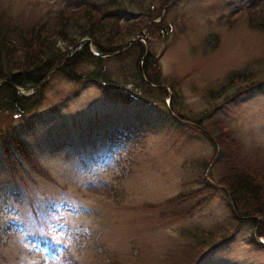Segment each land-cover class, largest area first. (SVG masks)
Listing matches in <instances>:
<instances>
[{"label": "rangeland", "instance_id": "rangeland-1", "mask_svg": "<svg viewBox=\"0 0 264 264\" xmlns=\"http://www.w3.org/2000/svg\"><path fill=\"white\" fill-rule=\"evenodd\" d=\"M65 1L0 4L26 20ZM130 1L136 12L153 15L159 8L154 21L169 26L163 37L155 31L148 35L150 29L140 34H145L141 40L158 58L163 76L176 78L175 108L212 132L218 129L216 118L227 122L247 155L254 145L264 147V83L239 93L234 102L227 97L236 87L214 95L236 72L254 73L253 83L264 81V31L249 24L244 10L251 0H172L163 5L162 0ZM47 81L33 113L35 123L22 136L57 183L36 174L33 181L22 172L26 185L14 181L0 159V264H264V248L247 241L255 234L253 220L247 219L225 245L200 254L236 224L227 192L218 182L223 169L214 165L215 159L205 168L210 172L206 178L221 187L201 208L162 216L159 209L142 206L195 187L185 184L194 178L192 158L209 160L214 150L205 135L192 126L172 131L148 119L134 120L139 105L108 101L94 84L80 86L59 76ZM171 100L165 97L166 103ZM210 111L208 119L199 120ZM123 118L141 125L135 141L122 131L102 151L100 161L93 159L90 165L95 155L87 149L81 153L84 162L71 164L70 158L76 157L65 154L70 144L98 137L106 125ZM250 159L255 160L253 153Z\"/></svg>", "mask_w": 264, "mask_h": 264}, {"label": "trees", "instance_id": "trees-1", "mask_svg": "<svg viewBox=\"0 0 264 264\" xmlns=\"http://www.w3.org/2000/svg\"><path fill=\"white\" fill-rule=\"evenodd\" d=\"M171 1L162 0L161 5ZM131 4L130 0H66L62 6L45 15L26 20L10 14L8 8L0 4V159L3 169L14 181L19 180L24 185L26 182L22 179L21 172L33 181L35 178L31 176L36 174L37 178L57 183L50 177L49 170L42 167V161L35 157L22 136L35 123L33 113L43 100V91L48 86V81L31 97L21 96L18 92H28L36 87L44 80L47 71L70 53L77 42L87 38L91 43L87 41L72 56L64 59L51 73V78L59 76L80 86L94 84L108 101L139 105L134 120L142 122L143 119H148L154 124H165L172 131L179 126H192L191 129L199 130L214 144L209 160L203 157L192 158L194 178L186 180L185 184L192 182L195 187L181 190L159 202L143 203L142 206L159 209L158 213L162 216L185 215L201 208L213 197L217 186L221 187L206 178L210 172L206 174L208 170L205 168L215 159L214 165L219 163L223 169L218 182L227 192L229 210L236 224L230 228L228 235H223L217 243L200 251V254L204 251V254L209 255L217 246L225 245L238 232L245 219L253 220L255 230V234L251 233L247 239L248 243L264 248V242L256 238L264 239V147L254 145L247 155L242 142L232 135L227 122L216 118L214 123L218 129L212 132L204 128L201 122L191 121L185 113L175 108L179 95L175 88L176 78L163 76L158 58L151 49L145 48V43L140 38L114 56L102 57L95 54L98 51L114 52L143 30L150 29L148 35L153 31L158 33L157 36L167 34L169 26H162L160 19L154 21L159 17V8L156 14L150 15L149 11L136 12L130 7ZM244 10L248 13L249 24L263 32L264 0H251ZM147 22L149 23L145 25ZM254 79L255 74L252 72H236L228 76L214 95L225 94L236 87L235 92L227 97L228 101L234 102L239 93L258 88L264 83H253ZM166 96L172 99L171 103H166ZM211 114L212 111L205 113L199 120L208 119ZM125 118L106 125L97 133L98 137L92 135L88 140L82 139L70 144L71 149L66 150L65 154L76 157L70 158L71 164L84 162L81 153L87 149L95 155L90 158V165L93 164V159L100 161L102 151L122 131L127 138L134 137L135 141L138 138L136 135L142 131L141 125ZM86 143L90 146L87 147ZM54 146L56 149L61 148L59 143ZM252 153L255 160L250 159ZM225 228L227 226H224L223 231H226ZM176 264L183 262L178 261Z\"/></svg>", "mask_w": 264, "mask_h": 264}, {"label": "water", "instance_id": "water-1", "mask_svg": "<svg viewBox=\"0 0 264 264\" xmlns=\"http://www.w3.org/2000/svg\"><path fill=\"white\" fill-rule=\"evenodd\" d=\"M144 35H145V34H139V35H136L135 37H131V38L129 39V41H128L124 46H122V48H119V49H117V50L114 51V52H110V53H99V51H98V52H95V54H97V55H99V56H102V57H110V56H114V55L118 54L119 52H121L122 49H124V48H126L127 46H129V44H131L132 41L137 40V39H139V38H140V40H141V39L144 40ZM87 41H88L89 44L91 43V41H90L89 39H87V38H82L79 42H77L75 48H74L70 53H67V55H66L63 59L59 60V61L57 62V64H56L51 70H49V72L47 71V75H46V77L44 78V80L41 81L36 87H34L33 89H31V90H30L29 92H27V93H23L22 90H19L18 93H19L21 96H26V97L29 96V97H31L35 92H37L39 89H41V87L43 86V83H44L45 81H47V79L50 77V75H52L51 73H52L54 70H56V69L62 64L61 62H62L64 59H67V57L72 56V55L75 53V51L77 50V48L79 49V48H80L84 43H86ZM91 51H92V50H91ZM232 207H233V203H232ZM232 207H231V210H233ZM233 211H234V210H233ZM258 240H260L262 243L264 242V240L261 239V238H258Z\"/></svg>", "mask_w": 264, "mask_h": 264}]
</instances>
